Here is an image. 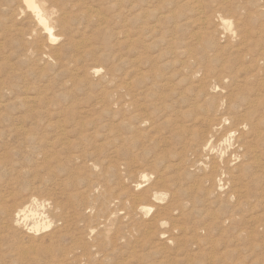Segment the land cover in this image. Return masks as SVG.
Wrapping results in <instances>:
<instances>
[{"label":"rangeland","instance_id":"obj_1","mask_svg":"<svg viewBox=\"0 0 264 264\" xmlns=\"http://www.w3.org/2000/svg\"><path fill=\"white\" fill-rule=\"evenodd\" d=\"M47 1L52 31L58 39L47 45L52 47V52L60 53L58 59L42 53L48 51V47L39 51L45 39H32L33 46L32 40L27 43L21 40L20 30H27L29 18L13 13L18 0H0V264H264V150L259 153L257 164L250 162L258 178L252 180L248 176L236 184H225L217 189V196L212 195L214 192L206 193L209 186L190 191V195L181 194L183 187L188 188L191 183V179L177 182L183 172L177 165L178 159L186 151L177 144L178 139H169L168 124L162 126V119H189L183 113H190V106L180 96L185 84L175 86L177 93L168 100L164 112L152 114L161 125L158 130L139 127L136 132L140 135L135 142L125 140L127 136L119 130H107L120 122L116 119H128V114L135 111L127 107L128 111L119 115L114 95L117 83L125 79L132 81V65L138 52L139 56L143 55L144 43L148 46L146 55L155 61L160 72L179 75L182 63L188 58L179 54L169 60L171 56L164 55L171 50L169 43L175 41L180 47L178 51H186L204 42L205 38L216 40L226 48L223 55L228 58L232 46L239 41L238 20L243 22L251 14L260 16L257 23L250 26L254 30L245 27L253 31L250 42L254 41V46L250 49H255L257 44L264 43V31L257 29L264 21V11H261L264 0H146L141 5H133L138 0ZM224 6H234L237 14L223 10ZM137 12H149V16L146 14L147 19L136 21ZM165 12L172 19L161 26L156 23L157 18ZM218 14L228 20L233 32H228L229 29L225 30L218 22L211 26L206 23ZM64 17L68 23L62 27L59 23L53 24ZM142 24L155 28L154 32L141 36L138 47L133 49L131 45L137 37L131 35L137 33ZM175 27L177 30L173 29ZM211 32L216 33L208 34ZM63 44L72 46L60 48ZM245 47H242L243 55L240 53L245 58L243 62L230 65V72L227 70L225 74L227 78L220 85H214L215 89H210L211 98L221 105L222 112L240 122L249 119V110L243 100L250 93L247 89L254 88L245 86V78L237 76L242 63L246 69L250 67V55ZM214 49L208 52L209 56L217 51ZM93 67L100 71L88 78L86 70ZM260 67L248 70L256 77L254 82L258 88L257 84L264 80V66ZM217 72L219 74L221 68L215 65L213 74ZM178 82L176 80L173 85ZM137 89L134 92L138 94ZM152 92L148 99L137 96L138 103L152 108L160 91L156 88ZM255 92L253 89L251 95ZM257 92L263 96L264 88ZM118 97L133 102L126 93ZM263 115L264 107L253 119H262L264 133ZM60 119H71L67 127L72 133L66 135L67 139L57 137L54 130ZM78 121L87 125L80 128L82 132L74 128ZM97 124V136H91L97 132ZM79 132L88 137L89 144L81 141ZM62 140L76 147L65 150L60 145L64 143ZM230 144H225L219 154L228 156ZM186 153L191 159L192 153ZM175 154L179 155L173 157ZM156 158L165 161L166 166L177 168L162 173L164 163H159L157 168ZM241 164L239 159H234L230 163L231 171L239 174ZM191 173L196 172L191 170ZM159 176L167 181L172 177L176 182L173 186L171 182L165 186ZM171 191L180 192L179 199L187 205L182 215L164 216L163 224L155 227L158 209L163 210L178 197L173 198ZM153 192L158 199L145 200ZM32 197L38 200L31 204L37 214L30 216L19 228L15 227V215L8 216V213ZM139 204L143 206L136 209ZM215 215L219 218L230 215L234 224L227 223L224 226L227 229H219V223L212 217Z\"/></svg>","mask_w":264,"mask_h":264},{"label":"bare ground","instance_id":"obj_2","mask_svg":"<svg viewBox=\"0 0 264 264\" xmlns=\"http://www.w3.org/2000/svg\"><path fill=\"white\" fill-rule=\"evenodd\" d=\"M234 1H236V0H234ZM150 2H152V1H150ZM178 2H177V4H179ZM243 2H245V1H243ZM47 3H48L47 0H18L17 8L16 9L12 8V9H14L13 13L16 16H20L22 14L26 15L29 18V21H30V25L27 28V30H23V29L20 30L21 40L23 42H26L29 39L30 40H32V39L35 40L37 38L45 39L44 42H46V43L43 44V46H42L43 48L39 47L40 48V50H39L40 52H41L42 49L44 51L46 49V47H48V45H47L48 43L53 44V43H56L58 41V39L56 38V36L53 34V31H52V26L50 24V19H49V14H48L49 10L47 8ZM135 3H137V5H141L143 3H146V0L135 1L133 3V5ZM193 3H197V2L194 1ZM149 4L151 5V3H149ZM188 6H190V5H188ZM58 7H60V6H58ZM217 7H218V5H217ZM224 7L225 8H223V10L229 11L233 15H236L237 12H238L237 8H235L234 6H224ZM174 8H172V10ZM141 9H143V8H141ZM159 10H161V9H159ZM140 11H142V10H140ZM168 11H169V8H168ZM261 11H264V4L261 7ZM218 12L220 13L221 11H218ZM132 13H134V12H132ZM146 14H148L147 16H149V12L148 13L146 12L144 14H142V13L136 14V16H135L136 21H137V19H141V20L147 19ZM15 15H13V16H15ZM124 15H125V13H124ZM259 17L260 16H253V15L249 14V15L246 16L247 19H245V21L242 22V19H241V21L238 20V22H237V29L238 30L237 31L239 32V34H238L239 35V38H238L239 41L235 44V46L234 45L232 46V51L230 52L231 56L228 57V58L224 57V55H223V52L226 50V48L222 47L221 46L222 44H218V41H216V40L213 41V40L205 38L204 42H201V44H199L197 46L196 45L191 46V47L189 46L190 48L187 49L186 51H178L180 49V47L177 46L178 43L175 42V41H172L171 43H169L170 44L169 46H171V50L172 51L174 49H176V47H177V49L174 52L169 50L166 54H164L166 56H171V57L168 58L169 60H171L172 58L175 59V58L179 57V54H183V55H185L188 58L187 62H183L182 63V65H181L182 67H181V69L178 72L179 75H177V73L168 75V73L166 74V73H164L162 71L160 72L159 68H157L155 63H154L155 61L151 57H149L150 55L149 56L146 55V51L148 49V46L145 45V43H144V45L141 47L142 50H144L143 55L139 56L140 53L138 52L137 55H136V58L133 56L135 58V60L133 59L134 62H133V65H132V68L134 69V72H133V75H132L134 77H132V81L126 82L125 81L126 79H125L123 82L117 83V85L115 84L116 85V91H115V95H114V99H115L114 100V104H115V106L117 108L118 114L119 115H121V114L123 115L125 112H127L128 111V110H126L127 107H128V109H132L133 108V109H135V111H133L134 114H133V112L128 114V119H124V118L123 119H116L117 122L118 121H120V122L117 125L113 124L115 126L112 125L107 130H108V132H112L114 130H119L121 133H123L125 136H127V139H125V140H127L129 142H135L139 138L138 135H140V134L138 132H136V130L139 127L146 126L148 128V130H150V131L158 130V127L161 126V125L158 124V121L156 119H153L154 116H152V114H155L158 111L160 112L159 114H161V112H164V110L167 108L166 104H167L168 100L172 98V95L177 93V89L175 88V86L184 85V84L186 86L188 85V87H186L185 85H184V87L182 86L183 91H182V93H180V96H182V99L184 100V102L189 104V106H190L189 108L191 109L192 112L195 113V116L193 115L194 113H192L190 111V113H188V112L183 113V116L185 114V117L189 116L188 117L189 119H184V118L183 119H162L163 120L162 126L168 124L167 128L170 131L169 132L170 133L169 139L170 140L178 139L179 142H177V144L179 146H181V149H184L186 152H189V153L191 152L192 153V158L191 159L187 158L188 155H187L186 152H182L181 153L182 154L181 158L178 159L179 164H177V165L179 166L180 171H183V172L181 174V177H179V179L177 180V182L180 183L181 180H183V179H184V181H189L191 179L190 185L188 186V188L187 187H183V191L181 190L182 191L181 194L190 195L189 194L190 191L202 190L204 188L206 189V187L209 186V189H207L206 193H208V195H209L211 192H214L212 195H215L217 193V189L218 188H223V186H225V184H236L235 182L241 181V180H243V178L248 177V176L252 180H254V179L259 177L258 172L257 173L255 171L252 172V170H254L253 169L254 167L251 166L250 162L253 161V163L256 162V164H257L259 153H261L264 150V133L261 130V121H262V119L260 121H259V119H253L254 115L257 112H259V110H261L264 107V95L263 96L261 94L259 95L260 92H257L259 88H264V80L262 82L260 81V83L257 84L259 86V88H258L256 86L255 82H254L255 81L254 79H256V77H254L252 74L248 73V70H249L250 67L251 68L252 67H260L261 65H262V67L264 66V45H263L264 43L257 44L255 46V49H250V47L254 46L253 45L254 41L250 42L252 34H253V31L248 30L247 28H245L246 26H249V28H252V27H250L251 24L253 25V24L257 23ZM149 18H151V17H149ZM169 18L170 17L167 16L166 12L162 13V15L159 18H157L158 21L156 20L157 21L156 23L160 24L161 26L165 25V23L171 22L170 20L172 18L171 19H169ZM191 18H193V17H191ZM216 18L212 17V18L206 20V23L211 26L213 24H216L215 22H218V25L222 26L225 30L229 29L230 23L227 22L228 21L227 19L223 18V16H221L220 14H218V16ZM212 20H214V21H212ZM125 21H126V19H125ZM260 22H262V21H260ZM54 23L55 24L59 23V26H61V25L63 26V25H65L68 22L66 20V17H64L63 19H58L56 22L54 21L53 24ZM138 25H139V23H138ZM172 26H173V24H172ZM172 26L170 28H172ZM258 26H259V27H257L258 31H260V32H261V30L264 31V21H263L262 24L260 23V25H258ZM69 27H70V25H69ZM200 27H201V25H200ZM154 29L150 28V26H147V24L139 27L136 30L137 33H135L134 35H131V36L137 37V39L135 38V40H133V44L131 45L133 47V49L138 47L139 38L141 36L151 35L154 32ZM157 29H159V28H157ZM173 29L177 30V27H175ZM257 29H255V30H257ZM170 31H172V30L170 29ZM231 31L233 32V30L229 29L228 32H231ZM69 32H73V31H69ZM216 32H213V33L211 32V33H208V34L214 35ZM197 33H199V32H197ZM235 35H237V33H235ZM158 36H159V34H158ZM188 36H190V35H188ZM146 37H148V36H146ZM225 37H227V36H225ZM75 39H77V38H75ZM165 39H167V38H165ZM197 39L198 38H196V40ZM227 39H228V37H227ZM172 40H174V39H172ZM146 43H147V41H146ZM30 44L33 46L34 41L32 40L30 42ZM32 46H31V49H32ZM69 46L71 47L72 44H70V45L69 44H67V45L63 44L60 48H64V47L68 48ZM243 46H246L245 49H247V52L249 53L248 55H250L249 56L250 57V62H249L250 67H247L248 69H246V67H243V63H242L239 66V68L237 67L238 68L237 74H239L237 76L245 78V80H244L245 86H249V87L250 86H254V88L247 89L248 90L247 92H250V93H248L247 98L243 100L244 102H246L247 108L249 110V119H244L243 120L242 119L243 117H242L241 118L242 121L240 122V121H237L236 119H233L234 117L230 118V117H228L230 115L224 114L222 112L221 105L219 103H217L216 100H214L213 97L211 98L210 89H211V87L213 88L214 85H220L222 83L223 79L226 77L225 74H226L227 70L231 67L230 65H233V64L237 65L238 62H243V59H245L242 56L243 52H244V49H242ZM76 47L77 46H75L74 48L76 49ZM166 47H167V45H166ZM218 47H221V48L218 49ZM48 48H49L48 51H44L42 53H46V54L49 55V57H51V58L54 57V59L55 58L58 59L60 57V53L59 52H57V53L52 52L51 51L52 50L51 46H49ZM212 48H215V49L217 48V51H215V53L212 56H209L208 52H211ZM240 53H242V55ZM164 55H162V57H164ZM21 58H22V56H21ZM85 61H86V59H85ZM173 61H175V60H173ZM86 62L88 63L89 61H86ZM167 63H172V61H168ZM115 64H116V62H115ZM245 64L247 65V63H244V65ZM215 65L217 67L219 66L221 68V72L219 74L217 72L218 75L217 74H213V69H214ZM262 67H260V68H262ZM143 69H145V71H142ZM233 69L235 70V66L233 67ZM259 70L260 69H258L257 71H259ZM99 71L100 70L98 68L93 67L90 70H86V76H88V78L92 77L95 74H98ZM228 71L230 72V70H228ZM75 72H77V71H75ZM121 77L119 76V78H121ZM176 80L177 81L179 80L178 84L173 85L176 82ZM137 87H138L137 91L139 92L138 94L135 93L136 91L134 92V89L137 88ZM156 88L159 89L160 93L157 96V99H156L155 103L152 105V108H150V106H148V105H143V104H139L138 103L137 96L142 95L144 98L148 99L153 93L152 90L156 89ZM102 89L104 90V88H102ZM213 89H215V88H213ZM231 89H233V88H231ZM253 89H256V92H255V94L251 95V92H252ZM122 93H126L133 102L132 103H128V102H126L124 100L122 101L121 97H118ZM21 98H22V96H21ZM222 98H224V97H222ZM101 100H103V99H101ZM173 100H175V99H173ZM231 102H230V104H231ZM182 109H184V108H182ZM185 109H187V107ZM150 110H151V112H150ZM148 112H150V114H148ZM196 113H197V117H196ZM259 115H262V114H259ZM162 118H164V117H162ZM70 121H71V119H60L59 121H57V123L54 126V130L57 131V137L61 138V137L64 136L66 138V135L68 136V135H70V133H72L71 131L68 130V127H67V124H69ZM72 123H75V121H73ZM83 123H84L83 121L76 122V125H75L74 128L75 129L77 128L80 131V128L82 129L85 126H87L85 123L84 124ZM98 124H100V123H98ZM98 124L95 126V128H97V132L95 131L94 133L91 134V136L92 135H94V137L97 136L98 128H99ZM101 126H104V125H101ZM108 126H110V125H108ZM90 127H91V125H90ZM159 130H162V129H159ZM80 132H82V131H80ZM158 132H156V133H158ZM136 133H138V134L135 135ZM166 135H167V133H166ZM80 137H81V141L87 142L88 144L90 143L89 141H87L88 137H86L84 135V133H80ZM152 138H155V137L153 136ZM58 141L60 142L59 139H58ZM96 141H98V140H96ZM68 142L65 141L64 143H61L60 145H62L65 150L70 149V151H71L72 148L76 147V146H72ZM227 143H231L230 144L231 151L228 152L229 155L228 156L220 155L219 154L220 149ZM121 144H123V143H121ZM113 145H115V144L113 143ZM119 145H120V143H119ZM178 155L179 154H175L173 157H176ZM173 157H168L167 159H171ZM234 159H237V160L239 159L241 161V163H242L240 165V167L238 168V170H239L238 173L239 174H237V175L235 174V172L231 171V169H230V163ZM156 163H157V168L160 167L159 163H162V164L164 163V168H163L164 170H163L162 173H165L166 170H170V169L176 167V166H168V164L166 166V164H165L166 162L162 161V159H157L156 158ZM189 168L191 170H193L194 172H196L197 174L196 173H191V170L190 171L187 170ZM143 178L146 179L147 176L144 175ZM159 178L161 179V181H164L163 183H164L165 186H168V185H166V184H168V182L169 183L171 182L170 183L171 186H173L174 182H176L175 181L176 179H174L172 177L169 178L168 181L166 180V178L164 176H161V177L159 176ZM151 184H153V183H151ZM233 189H235V188H233ZM173 192L171 194L172 197L173 198H175L176 196H178V197H176V199H174L173 203L168 205L163 210L158 209V211H157L158 216L156 217V220H154V226L155 227H157L160 224H163L164 219H162V218H164V216H166V217L167 216H173V214H175V213H180L181 215L183 214L184 207H186L187 203L185 201L183 202L182 199H179L180 192H175V193H173ZM155 195H156V193L153 192V194L148 196V198L146 197L147 199H145V200H147V201L149 200L150 201V199H152V200L158 199L157 197H155ZM215 196H217V195H215ZM32 198H31V200H28L27 202L22 204L18 209L11 210L12 212L10 211V213H8V216L15 215V218H16L15 221H14L15 224H16L15 227L19 228V226H21L22 223H26L27 222V219H29L30 216H33V215L37 214V212L35 210H33V208L31 207V204L33 202L34 203H38V200L36 198H33V199ZM52 202H54V201L52 200ZM145 203H146V201H145ZM149 203H151V202H149ZM55 206L57 208L59 207L58 204H55ZM124 206H126V205H124ZM141 206H143V205L142 204L137 205L136 209L141 208ZM150 206L151 205H148L149 208H151ZM148 207H146V208L148 209ZM143 209H144V207H143ZM6 213H7V211H6ZM111 214L113 215L112 212H111ZM212 217H213V220L215 222L219 223V229H224V230L227 229V228H224L225 224L228 223L229 225H232V224H234V221H235L234 218L232 216H230V215H227L226 217H223V218H219V217H217V215H215V217L214 216H212ZM68 222H70V221H68ZM180 229H182V228H180ZM209 230H210L209 228L206 229L207 232ZM148 232H149V230H148ZM153 233H154V231L151 234H153ZM119 238H121V237H119ZM128 247H131V246H128ZM162 247H165V246H162ZM155 250H156V252L160 251L158 249H155ZM222 250H220V251H222ZM208 257H209V255H208Z\"/></svg>","mask_w":264,"mask_h":264}]
</instances>
